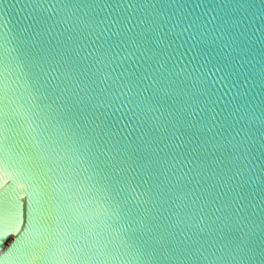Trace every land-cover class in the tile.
I'll return each mask as SVG.
<instances>
[{"label": "snow or ice", "instance_id": "6c2138e0", "mask_svg": "<svg viewBox=\"0 0 264 264\" xmlns=\"http://www.w3.org/2000/svg\"><path fill=\"white\" fill-rule=\"evenodd\" d=\"M16 2L22 18L0 0V172L23 162L18 187L0 185V249L19 234L4 254L15 264H264V0ZM18 41H32L22 56ZM208 64L247 86L219 111L196 75ZM18 67L28 69L22 93Z\"/></svg>", "mask_w": 264, "mask_h": 264}, {"label": "water", "instance_id": "95a60500", "mask_svg": "<svg viewBox=\"0 0 264 264\" xmlns=\"http://www.w3.org/2000/svg\"><path fill=\"white\" fill-rule=\"evenodd\" d=\"M11 3L15 4L16 7L12 9L13 12V16L14 18H22L24 13L21 12L20 10V4L16 2V0H10ZM54 2V0H53ZM23 26V25H21ZM53 37H55V39H53ZM46 40H50L52 41V44L55 45V43L62 39V37L58 36L56 34V30L53 29L52 33L50 35H48L47 37H45ZM18 43V47H19V52L21 54V56L23 55L24 50L27 47H30L32 44V41H27V42H17ZM258 60L259 57L257 56L253 61L252 64L255 65L256 70L258 71L259 69V64H258ZM184 63L185 61L181 60L180 62H178L177 67H176V72L180 75L183 76L186 72H190L191 71V65H189L187 68H184ZM248 70H251V68H249ZM16 71V76L13 77V84L15 87L18 88L19 92H23L24 89V84H25V80L27 78V71L28 69L26 67H18L15 69ZM57 72L55 71V69L52 72V75H56ZM196 75L198 77H201L204 86H206L210 92L212 93V99H216L218 100V105H217V111H219L221 108L224 107V105L232 99V97L234 95H236L237 91H245L247 89V86H245V88H241V89H237L235 87L232 86L233 84V80L235 79V77L232 78H228L225 76V73L223 71H217L216 68L213 67L212 64H208L205 68L202 69L201 72H197ZM254 93H259V88H255L253 89ZM250 96L252 95L251 93L249 94ZM234 104L233 105H229V109L234 108ZM260 96L256 95L255 99L252 102V108L255 109V113L257 116H259L260 114ZM228 115V111H224L220 117V119L222 120L224 116ZM199 116V113L197 114V118ZM239 118V113H235L234 115H232L229 119L230 122L234 121L236 119ZM218 127V125H217ZM239 127V125H237V128ZM259 121L257 120L255 123V127H251V132L250 135L253 136L255 138V142L257 144V146L259 145ZM217 129L213 128L212 132L208 133L209 136L213 135L215 133ZM235 131L236 129H229L228 133L225 134V140H230L232 138V136L235 135ZM177 136H179V133L177 134ZM177 143L181 142L179 139L176 141ZM208 149L210 151H214V149H212V145L209 144L208 145ZM217 156H219L220 154L217 153ZM212 159V158H210ZM231 159L233 161H236V166L240 167L241 164L243 163L242 161V156L241 153L239 151L234 152L232 154ZM23 166V162L20 161L18 158H16V162L13 165V168L16 171H11L7 174L0 172V185H14L18 187V184L16 183L18 180V176H17V172L19 170L22 169ZM190 166L187 165L186 163V167ZM186 167L184 170H186ZM235 170V169H234ZM173 182H175V177L172 178ZM135 187V185H134ZM144 187L143 185H140L139 187L136 188V192L133 193V195H137L140 192H143ZM25 223H27L25 221ZM20 227V232L22 233L24 231V226H19ZM0 235H3V232L0 231ZM18 235L19 234H15L13 235L12 239L7 240L6 242L3 243L2 249H0V264H15V260L11 255H5L4 253L7 252L10 248V246L13 245V241L18 239ZM181 237H183V233L180 234ZM188 235H191V233H188Z\"/></svg>", "mask_w": 264, "mask_h": 264}]
</instances>
